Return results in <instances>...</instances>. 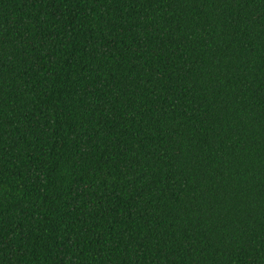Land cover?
<instances>
[{"label": "trees", "instance_id": "16d2710c", "mask_svg": "<svg viewBox=\"0 0 264 264\" xmlns=\"http://www.w3.org/2000/svg\"><path fill=\"white\" fill-rule=\"evenodd\" d=\"M0 264H264V0H0Z\"/></svg>", "mask_w": 264, "mask_h": 264}]
</instances>
